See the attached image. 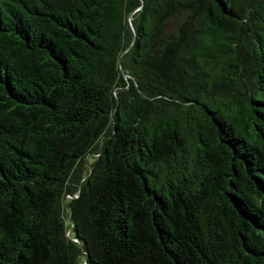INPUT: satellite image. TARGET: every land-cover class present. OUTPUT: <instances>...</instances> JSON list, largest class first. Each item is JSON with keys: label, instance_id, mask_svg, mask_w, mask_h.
Returning a JSON list of instances; mask_svg holds the SVG:
<instances>
[{"label": "trees", "instance_id": "trees-1", "mask_svg": "<svg viewBox=\"0 0 264 264\" xmlns=\"http://www.w3.org/2000/svg\"><path fill=\"white\" fill-rule=\"evenodd\" d=\"M0 264H264V0H0Z\"/></svg>", "mask_w": 264, "mask_h": 264}]
</instances>
